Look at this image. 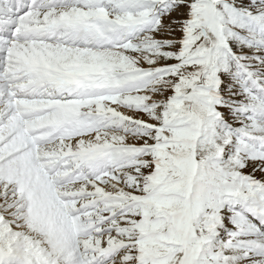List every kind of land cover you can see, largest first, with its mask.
<instances>
[{"label": "snow or ice", "instance_id": "obj_1", "mask_svg": "<svg viewBox=\"0 0 264 264\" xmlns=\"http://www.w3.org/2000/svg\"><path fill=\"white\" fill-rule=\"evenodd\" d=\"M0 264H264V0H0Z\"/></svg>", "mask_w": 264, "mask_h": 264}]
</instances>
